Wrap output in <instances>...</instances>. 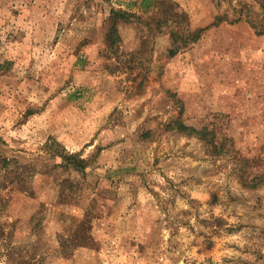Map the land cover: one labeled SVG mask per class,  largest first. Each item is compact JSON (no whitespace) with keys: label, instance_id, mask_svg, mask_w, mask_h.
I'll return each instance as SVG.
<instances>
[{"label":"rangeland","instance_id":"rangeland-1","mask_svg":"<svg viewBox=\"0 0 264 264\" xmlns=\"http://www.w3.org/2000/svg\"><path fill=\"white\" fill-rule=\"evenodd\" d=\"M141 1L0 0V264H264V0Z\"/></svg>","mask_w":264,"mask_h":264},{"label":"trees","instance_id":"trees-1","mask_svg":"<svg viewBox=\"0 0 264 264\" xmlns=\"http://www.w3.org/2000/svg\"><path fill=\"white\" fill-rule=\"evenodd\" d=\"M150 0H142L140 3V8L144 9L146 8L147 3ZM146 10V9H144ZM144 13V12H143ZM176 17H183L182 13H176ZM137 17L140 18V16H136L132 13L125 12L123 10H115V9H110L109 11V16H108V21L110 24V30H109V36L116 38V30H115V25H117L118 22H128L130 19ZM200 36V31H195L193 33V39L192 40H197ZM179 47H174L173 50H170L169 53L170 55H174L176 51L178 50ZM3 66H6V63L3 65H0V68ZM172 129L174 131H177L185 136L189 137H196L197 139H204L203 134L201 131H197L195 128L186 126L184 123L180 121H174L172 124ZM55 157L59 159L58 167L63 168V169H69L73 171H78V172H83L87 166L86 162L81 159L77 154H69L64 151H55L52 153ZM9 163V160L6 159L5 157H0V166H7Z\"/></svg>","mask_w":264,"mask_h":264}]
</instances>
